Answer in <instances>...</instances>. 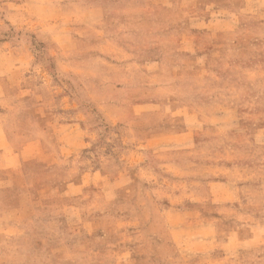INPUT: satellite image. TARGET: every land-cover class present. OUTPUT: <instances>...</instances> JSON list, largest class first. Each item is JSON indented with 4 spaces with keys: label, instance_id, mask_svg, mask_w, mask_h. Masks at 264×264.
<instances>
[{
    "label": "rangeland",
    "instance_id": "rangeland-1",
    "mask_svg": "<svg viewBox=\"0 0 264 264\" xmlns=\"http://www.w3.org/2000/svg\"><path fill=\"white\" fill-rule=\"evenodd\" d=\"M0 264H264V0H0Z\"/></svg>",
    "mask_w": 264,
    "mask_h": 264
}]
</instances>
